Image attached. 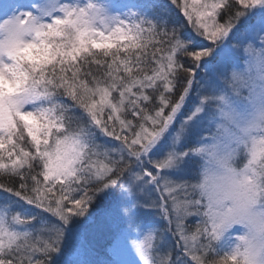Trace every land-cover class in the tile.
Segmentation results:
<instances>
[{
	"label": "snow or ice",
	"instance_id": "6c2138e0",
	"mask_svg": "<svg viewBox=\"0 0 264 264\" xmlns=\"http://www.w3.org/2000/svg\"><path fill=\"white\" fill-rule=\"evenodd\" d=\"M0 264H264V0H0Z\"/></svg>",
	"mask_w": 264,
	"mask_h": 264
}]
</instances>
